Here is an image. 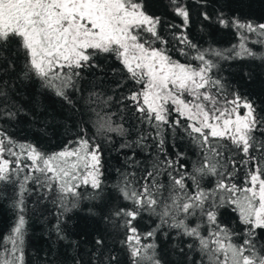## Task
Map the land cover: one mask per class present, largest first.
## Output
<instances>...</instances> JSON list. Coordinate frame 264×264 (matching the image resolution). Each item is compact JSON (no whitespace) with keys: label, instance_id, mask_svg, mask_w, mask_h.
I'll use <instances>...</instances> for the list:
<instances>
[{"label":"trees","instance_id":"trees-1","mask_svg":"<svg viewBox=\"0 0 264 264\" xmlns=\"http://www.w3.org/2000/svg\"><path fill=\"white\" fill-rule=\"evenodd\" d=\"M141 42L203 69L216 111L249 105L247 135L144 103L146 72L115 46L41 73L22 33H0V264H213L215 234L263 261L264 224L234 199L264 182V0H125ZM248 27V28H247ZM85 141L98 179L68 188L40 157ZM38 157L33 159L30 152Z\"/></svg>","mask_w":264,"mask_h":264},{"label":"rangeland","instance_id":"rangeland-1","mask_svg":"<svg viewBox=\"0 0 264 264\" xmlns=\"http://www.w3.org/2000/svg\"><path fill=\"white\" fill-rule=\"evenodd\" d=\"M0 6V33L15 29L24 34L33 65L41 73L65 63H76L86 56L91 43L115 46L128 68H142L146 72L144 103L158 116H164L168 103L178 106L180 112L207 124L209 131L229 133L238 139L244 138L253 126V115L249 105L237 104L230 109L214 111L206 106L202 96L207 82L203 69L189 68L167 58L156 49L140 41L137 29L140 25L152 28V18L136 7L126 6L125 0H94L98 8L109 18L110 35L91 32L81 25L75 26L79 37H71V23H64V12L59 5L63 0H12ZM75 25V23H74ZM248 28V27H247ZM264 34V25L255 28ZM156 61H155V60ZM30 155L35 159L37 154ZM45 168L51 170L59 182L70 188L77 182H96L98 179L97 152L85 141L73 147L40 157ZM9 160L1 154L0 173L5 172ZM242 216L253 224H264V182L253 174L249 187L234 199ZM216 248L213 264H263V261L249 257L231 245L223 234L213 237Z\"/></svg>","mask_w":264,"mask_h":264},{"label":"flooded vegetation","instance_id":"flooded-vegetation-1","mask_svg":"<svg viewBox=\"0 0 264 264\" xmlns=\"http://www.w3.org/2000/svg\"><path fill=\"white\" fill-rule=\"evenodd\" d=\"M12 2V0H0V6H5ZM63 3L64 5H59V9H61L64 12V16L67 17L63 22L66 24L71 23V37H79L80 33L78 29L75 28L78 24L81 25L83 29L91 32L98 31L107 35L112 33L113 30L107 27L109 25L107 14L103 9L98 8L97 2L94 0H63Z\"/></svg>","mask_w":264,"mask_h":264}]
</instances>
